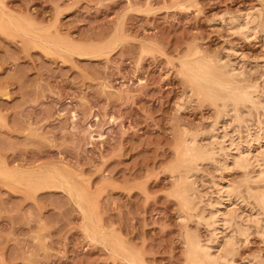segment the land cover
<instances>
[{
  "label": "rangeland",
  "instance_id": "obj_1",
  "mask_svg": "<svg viewBox=\"0 0 264 264\" xmlns=\"http://www.w3.org/2000/svg\"><path fill=\"white\" fill-rule=\"evenodd\" d=\"M0 6V264H191L188 236L213 238L200 218L217 201L212 181L247 195V172L214 157L221 126L264 129V0ZM223 63L252 92L238 123L196 78ZM191 137L208 157L184 155ZM240 201L222 207L248 219L233 262L264 264V216L260 234Z\"/></svg>",
  "mask_w": 264,
  "mask_h": 264
},
{
  "label": "bare ground",
  "instance_id": "obj_2",
  "mask_svg": "<svg viewBox=\"0 0 264 264\" xmlns=\"http://www.w3.org/2000/svg\"><path fill=\"white\" fill-rule=\"evenodd\" d=\"M1 8V6H0ZM6 13V12H5ZM7 14V13H6ZM246 15V14H245ZM255 15V14H254ZM253 15V16H254ZM247 16V15H246ZM250 16H252V14H250ZM245 17V16H244ZM240 18V17H239ZM252 18V17H251ZM3 19L4 18V15L3 13L1 12L0 10V28L3 24ZM8 19V18H7ZM246 19V18H245ZM249 19V18H248ZM236 20V19H235ZM240 20V19H239ZM251 20V19H250ZM9 22V21H8ZM233 22V21H232ZM242 22V21H240ZM245 22V21H244ZM243 22V24H244ZM249 21L247 20V22H245V26H247L249 23ZM238 23V21H237ZM10 24V22H9ZM13 24H14V21H13ZM18 24V23H17ZM232 24V23H231ZM234 24V23H233ZM236 24V23H235ZM241 24V23H240ZM253 24V23H252ZM251 23L249 25H252ZM255 24V22H254ZM11 25V24H10ZM237 25V24H236ZM248 25V26H249ZM12 26V25H11ZM241 26V25H239ZM237 25V27H239ZM244 26V30L248 31L247 30V27ZM252 26H255V25H252ZM20 27V25H19ZM236 27V28H237ZM243 27V26H242ZM251 27V26H250ZM256 27V26H255ZM234 28V26H233ZM253 28V27H252ZM15 29V28H13ZM241 29L242 31V28L239 27V30ZM16 30V29H15ZM243 30V31H244ZM252 30H250L249 32H251ZM237 32V31H236ZM245 33V32H244ZM254 33V32H253ZM4 34V33H2ZM24 35V34H23ZM248 35V34H247ZM246 35V36H247ZM253 35V34H252ZM251 35V36H252ZM249 36V35H248ZM249 38V37H247ZM264 38V37H263ZM50 41V40H49ZM48 43V42H47ZM43 44V43H42ZM45 44V43H44ZM57 45V44H56ZM47 46V45H46ZM52 46V45H51ZM55 46V45H53ZM60 46V45H59ZM63 46V45H62ZM49 47V46H47ZM53 48V47H52ZM51 48V49H52ZM53 50V49H52ZM58 50V49H57ZM66 50V48H65ZM78 50V48L76 49ZM63 51V50H62ZM80 51V50H79ZM78 51V52H79ZM53 52V51H52ZM61 52V51H60ZM66 52V51H65ZM67 53V52H66ZM77 53V52H76ZM71 54V53H70ZM87 54V53H86ZM236 54V53H235ZM79 55V54H78ZM219 60L217 59V61H214V64L216 62V65ZM211 62V61H210ZM223 65V66H222ZM228 65V63H227ZM227 65H224L221 64L220 68H215L216 71H217V74L216 75H213L212 72H211V68L210 66L208 65H205L202 67L201 71L197 74L196 78L199 79V80H202L206 87V90H204V92L208 95V96H213L214 94H220L218 100L220 101L221 103V107L225 110H223L227 115V112H232L234 114V119L235 121L238 123L239 122V111H240V108L241 107H247L248 105L254 110L255 108V105H254V102H253V96H252V92L249 91V87L247 86L246 88L245 87H241L237 84V82L234 80L235 77L239 76V74L235 73L234 72V69L236 70V68L233 69V64H231L232 68H230V64L229 66ZM227 67H229L228 69H226ZM225 68V69H224ZM240 71V70H239ZM241 77V75H240ZM239 77V79L241 80V78ZM238 80V78H237ZM247 82V81H246ZM241 84V83H239ZM243 84V83H242ZM249 86H250V83H249ZM255 88V87H254ZM196 91V89H195ZM203 95V94H201ZM204 96V95H203ZM206 98V97H205ZM204 98V99H205ZM255 98V97H254ZM256 100V99H255ZM254 100V101H255ZM217 101V102H219ZM258 102V101H257ZM217 105V103H216ZM262 105H260L261 107ZM219 107V105H218ZM245 107V108H246ZM257 107V106H256ZM248 108V107H247ZM262 108V107H261ZM181 109V108H180ZM242 109V108H241ZM258 109V108H257ZM252 110V111H253ZM260 110V109H259ZM252 113V112H251ZM221 114V113H220ZM241 114V113H240ZM223 115V114H222ZM224 115V116H225ZM251 115V114H250ZM228 116V115H227ZM230 116V115H229ZM264 116V115H263ZM246 117V116H245ZM233 118V117H231ZM220 119H223L222 117ZM230 119V118H229ZM239 119V120H238ZM242 119V118H241ZM264 120V119H263ZM232 121V120H230ZM245 121V119L243 120ZM248 121V119H247ZM261 121V120H260ZM241 122V121H240ZM251 122V121H250ZM216 123V122H215ZM228 123V122H227ZM245 123V122H244ZM262 123V122H260ZM229 124V123H228ZM228 124H225L224 128H222L223 126L220 127V129L222 130L220 134H222V137H217V140L218 138L221 139V140H216V143L218 144V151H219V156L218 154L215 155L214 158L216 157H220L221 158V162L220 163H217V165L219 166L221 164V166L219 167H223L224 168V171L225 169L228 170L229 168H231L230 166L232 165L231 163H233V166L234 167H237L245 172H247L246 174V177L245 179L243 180L244 181V184H245V187L247 188V195H243V197H241L242 195L241 194H245L243 193L244 189L240 190L239 187V192H238V189L236 186H229L228 184L226 185H223L221 184L222 181H219L220 183H213L212 181V185L211 187L215 188L216 191H217V195L218 197L215 198L217 199V201L215 202L214 201V204L212 203V205H209L210 203H208L207 205L209 207H206V208H209V212H207L206 214L207 217L203 216L200 217L201 218V221L203 222L204 226H206L208 229H209V232L211 234V236L215 239V241L213 240L212 238V241L214 242H208L207 244H201L202 242L199 241L198 237H196L195 235L194 236H191L187 238V244H188V247L190 249V258H191V264H235L233 262V257H234V252H235V249L238 248V246H236V243L235 242V239L239 236H244V232L248 230V226L246 227H243L245 225H243V223L245 222H248V219L247 220H244L245 218L243 217L242 218V215L235 212L237 210H232L228 213H225L223 211V205L225 204V200L227 201V199H230L231 201H240L242 203H244L245 206L248 207V209L250 208V210H253V209H256L258 214L257 215H253L254 217H252L251 219V222H253L254 226H256V231H260L262 228L261 226L259 225L261 221V217L264 216V151H261V150H264L262 149V147L264 146H259V144L261 142H264V129L263 131L262 130H259L257 129V132L256 133H251L252 132V129L248 130L243 133V131H241L243 134H238L236 131H238L236 129L232 131H229L228 127L230 128V126L232 125H228ZM240 124V123H239ZM217 124H215L214 126H217ZM222 125V124H221ZM224 125V123H223ZM262 125H264L262 123ZM251 127V126H250ZM253 127V126H252ZM261 127V126H260ZM213 129L216 128V127H212ZM237 128V127H235ZM249 128V127H248ZM254 128V127H253ZM258 128V126L256 127ZM218 130H220L219 128H217ZM215 129V130H217ZM260 129V128H259ZM217 130V131H218ZM241 130V129H240ZM215 131V132H217ZM251 131V132H250ZM213 132V130H212ZM215 132H213L215 134ZM255 132V131H253ZM218 133V132H217ZM260 133H263V134H260ZM238 134V135H237ZM243 135V136H242ZM245 135V136H244ZM212 138H216L215 136H212ZM189 139V138H188ZM196 139V138H194ZM198 139V138H197ZM193 140V138L191 137L190 140L187 142V143H184V155L186 157H189L191 159H196V158H199V157H208L210 154H209V151H208V154L205 150V153L203 152V149H200L201 147H203L202 145L197 146V141L198 140ZM213 139V140H214ZM212 140V141H213ZM215 141V140H214ZM186 142V141H185ZM209 144V143H208ZM207 144V146H208ZM216 144V145H217ZM255 145L253 147H256L257 146V152H254L252 154V145ZM210 146V144H209ZM206 147V146H205ZM215 147V148H216ZM183 148V147H182ZM208 148V147H207ZM212 148V147H211ZM211 148H208L211 149ZM214 148V149H215ZM261 148V150H260ZM254 151V150H253ZM212 152V151H210ZM214 153V151H213ZM217 153V152H216ZM215 154V153H214ZM205 156V157H204ZM212 157V159H214ZM211 158V157H210ZM209 158V159H210ZM216 159H219V158H216ZM216 159L214 160V162L216 161ZM197 160V159H196ZM217 162V161H216ZM215 162V163H216ZM231 162V163H229ZM230 165V166H229ZM3 168V166H1ZM7 167V166H6ZM5 168V167H4ZM222 168V169H223ZM236 168V169H237ZM252 169V172L249 174L248 173V170L249 169ZM7 169H9L7 167ZM21 169V168H20ZM220 169V168H219ZM16 170V168H15ZM28 170V169H27ZM230 170V169H229ZM46 172V171H45ZM1 173V172H0ZM32 173V172H30ZM41 173V171L39 172ZM47 173V172H46ZM14 175V174H13ZM34 175V174H33ZM1 176V175H0ZM3 176V174H2ZM7 176V175H6ZM6 176H3L6 177ZM10 176V175H9ZM43 176V174H42ZM8 177V176H7ZM48 176L46 175V178ZM49 177H52V176H49ZM48 177V179H50ZM188 177V176H187ZM60 178V177H59ZM23 180L25 178H22ZM27 179V178H26ZM189 179V177H188ZM42 180V179H41ZM54 181V180H53ZM65 181V180H64ZM185 181V180H184ZM218 181V180H216ZM51 182V181H50ZM45 183V182H44ZM57 183V182H56ZM185 183V182H184ZM37 184H39V182H37ZM243 184V183H242ZM241 184V185H242ZM228 185V186H227ZM232 185V184H231ZM240 185V187H241ZM46 186V185H45ZM187 186V185H186ZM243 186V185H242ZM59 187V186H58ZM184 187V186H182ZM51 188V187H50ZM60 188V187H59ZM186 188V187H185ZM244 188V186H243ZM42 189V188H41ZM58 189V188H57ZM67 190V188H65ZM75 191V190H74ZM68 193V192H66ZM75 193V192H74ZM78 193V192H77ZM188 193V192H187ZM89 195V194H88ZM186 195V194H185ZM188 195V194H187ZM191 195V193L189 194ZM192 196V195H191ZM246 196L248 197V199L250 201L253 202H250V203H247L249 201H244ZM85 198V197H84ZM190 198V197H189ZM202 199V198H201ZM214 199V200H215ZM243 199V200H242ZM184 200V199H183ZM74 201V200H73ZM82 201V200H81ZM229 203V201L227 202ZM235 203V202H234ZM241 203V204H242ZM227 206V204H226ZM92 209V208H91ZM80 211V210H79ZM82 211V210H81ZM208 211V209H207ZM87 213V212H86ZM199 213V212H198ZM203 214V213H202ZM241 215V216H240ZM87 218V217H86ZM90 219V218H89ZM92 220V219H91ZM236 220H239V222ZM264 221V219H263ZM90 223V221H88ZM95 222V221H94ZM235 226H233L234 224ZM250 223V222H249ZM91 224V223H90ZM202 224V223H201ZM252 224V223H251ZM92 225V224H91ZM92 228V227H91ZM95 228V227H93ZM96 229V228H95ZM98 229V228H97ZM85 230V229H84ZM226 230H229L230 233L233 235H227L228 238H226V240H224L223 243H219V238L220 236L222 235V233L224 234ZM224 231V232H223ZM263 231V230H262ZM89 232V231H88ZM102 233V232H101ZM258 233V232H257ZM229 234V233H228ZM235 234V235H234ZM260 234H261V231H260ZM262 234H264L262 232ZM210 236V237H211ZM226 236V235H225ZM93 238V236H92ZM107 238V237H106ZM241 238V237H240ZM224 239V238H223ZM112 240V239H111ZM211 240V239H210ZM238 239H236L237 241ZM101 241V239H100ZM110 241V239H109ZM115 242V240H114ZM114 244V243H111V245ZM115 244H117L115 242ZM115 244L113 246H115ZM121 244V243H120ZM186 245V244H185ZM121 246V245H119ZM118 246V247H119ZM236 247V248H235ZM121 248V247H120ZM112 249V248H111ZM115 249V248H114ZM117 251V249H115ZM237 250V249H236ZM121 251V250H120ZM189 251V250H188ZM124 252V251H123ZM129 252V251H128ZM127 253V252H126ZM129 254V253H128ZM130 255V254H129ZM130 257V256H129ZM132 257V255H131ZM128 258V257H127ZM126 258V259H127ZM124 260V259H123ZM131 260V259H129ZM136 260V259H135ZM253 260V259H252ZM138 261V260H137ZM135 261V262H137ZM251 261V260H250ZM127 263V262H126ZM244 264V263H243ZM246 264H253L252 262H249L248 263L246 262ZM255 264V263H254ZM258 264V263H257Z\"/></svg>",
  "mask_w": 264,
  "mask_h": 264
}]
</instances>
